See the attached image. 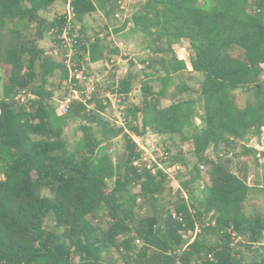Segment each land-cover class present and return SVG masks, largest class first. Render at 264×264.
I'll list each match as a JSON object with an SVG mask.
<instances>
[{
	"label": "trees",
	"instance_id": "obj_1",
	"mask_svg": "<svg viewBox=\"0 0 264 264\" xmlns=\"http://www.w3.org/2000/svg\"><path fill=\"white\" fill-rule=\"evenodd\" d=\"M65 1L0 0V264H175L177 258L214 264L207 252L217 264H264V210H244L260 168L256 187L264 188L256 155L263 160L264 150L245 144L264 125V0H142L113 27L125 38L141 35L150 53L139 61L151 71L143 72L140 101L125 108L126 127L168 136L169 164L187 168L180 181L187 199L179 189L165 198L171 189L165 174L132 164L134 145L122 127L80 103L56 112L50 78L65 77L66 69L39 41L63 22L64 13L52 8ZM69 2L89 60L116 54L107 33L91 39L83 27V17L96 9L109 16L115 0ZM181 40L189 43L196 86L182 77L186 63L173 51ZM135 78L127 72L119 90L130 91ZM20 89L35 95L28 109L12 98ZM72 119L79 120L80 135L69 146L62 135ZM117 136L122 147L113 158L105 143ZM184 142L192 146V163ZM195 224L201 230L189 241ZM230 226L245 238L248 260L231 252Z\"/></svg>",
	"mask_w": 264,
	"mask_h": 264
},
{
	"label": "built area",
	"instance_id": "obj_2",
	"mask_svg": "<svg viewBox=\"0 0 264 264\" xmlns=\"http://www.w3.org/2000/svg\"><path fill=\"white\" fill-rule=\"evenodd\" d=\"M69 1L70 0H66L64 3V20L61 25L52 26L47 32L56 50V53L52 56L59 60L66 69V76L58 79L57 87L53 85L49 87L52 91L51 101L56 112L58 114H64L68 112L72 104L77 103L82 104L86 111L96 110L116 127H122L128 139L133 142L135 155L132 159V164L138 170L146 169L151 173H155L159 169L170 182H175L176 179L174 175L170 173V170L181 165L169 164L168 159L172 155L174 149L170 144L168 136L154 132L148 127L141 133L133 132L126 127L127 115L125 108L129 105L126 98L130 94V91L126 93L121 92L119 90V80L128 72L127 67L122 66V71L125 72L123 75L118 77L115 74L113 78H103L101 80L98 74L91 69L92 65L97 61H101L106 68L109 69L111 65L120 64L130 57L124 43L117 40L115 38L116 32H113V27L123 22L131 13L128 10L126 0H115L116 6L110 14V17L118 20L119 23H109L107 17L102 15L103 23L101 27L103 29V34L99 33V35L102 36L107 33L112 42V46L116 47L118 52L115 54V57L106 54L105 57L97 61L89 60L88 50L86 48L87 42L81 39L79 23L76 22L74 18V12ZM130 24L131 22H127V25ZM90 38L92 39V37ZM82 45H84L85 48H82ZM188 54L187 51V56ZM176 56L181 58L179 55ZM189 66L190 65L187 67L191 69ZM1 82L2 77L0 76V88ZM12 98L22 103L25 108L28 109L35 95L26 89H20ZM98 105L102 106L101 110L97 108ZM186 144L192 148L189 142H184L181 145L183 151L184 145ZM245 144L256 148L258 151L264 150V125L261 126L260 136L258 138L251 137ZM236 151L237 149L229 150L227 155L233 157ZM206 155L208 158H213L214 151L212 148L206 150ZM256 155L259 157V162L263 163V157H260V152H257ZM198 167L200 170H203L205 167L204 163L200 162ZM250 184L253 185L252 182ZM258 186H262V184L260 183ZM178 189L180 190V195L187 199L186 191L181 189L180 186ZM172 215L175 216L174 211H172ZM208 215H210V213H208L206 217H208ZM210 223H213V220H210ZM199 231L200 226L195 224L189 241H191L195 233ZM225 232L228 235V246L236 257L244 255L246 251V253H248L249 250L244 245L245 238L241 234L233 230L231 226L227 227ZM135 242L140 243V239L136 238ZM256 245V242L250 243V247ZM206 257L214 264H217L211 252H207ZM175 264H186V262L177 258Z\"/></svg>",
	"mask_w": 264,
	"mask_h": 264
},
{
	"label": "rangeland",
	"instance_id": "obj_3",
	"mask_svg": "<svg viewBox=\"0 0 264 264\" xmlns=\"http://www.w3.org/2000/svg\"><path fill=\"white\" fill-rule=\"evenodd\" d=\"M142 0H126L127 7L129 12H131L133 9H135L138 6V3H140ZM65 9L64 3L62 2H55L52 11L61 13ZM101 13V14H100ZM103 12L100 9H96L95 11L85 15L83 17V27L85 30V33L89 35V37H93L95 33L103 34V29L101 27V24L103 23L102 18ZM105 16V15H104ZM107 20L109 23L117 24L119 23L118 20L112 19L109 16H107ZM25 31H33L34 24L33 23H25ZM123 30L120 32L115 33V38L117 40H120L124 43L126 46L129 58L125 59L124 62H121L120 64L111 65L109 69L106 68V66L101 62L97 61L95 64L92 65L91 69L98 74V77L101 79L103 78H113V76L116 74V76L123 75L125 72L122 71V66L127 67L128 72L136 74V78L134 82L132 83V88L130 90V94L127 96L126 101L128 104L138 103L142 96V90L141 88V79H143V72L144 71H151V68H145L144 65H142L139 61L142 58H146L150 56L149 51L147 50L145 46V39L139 35H133L130 37H123ZM3 43L7 40L6 35L4 34ZM108 48H114L112 46V42L108 41ZM39 45L46 51V53L50 55H54L56 53V50L53 47V44L51 42V39L49 36H45L42 40L39 41ZM173 51L176 55H179V57L183 58L185 63H187L186 66L189 65L188 63V56L187 51L189 53V43L186 40H181L179 43H176L173 45ZM110 54V53H109ZM113 57H115V54H111ZM178 57V56H177ZM139 64V66H138ZM190 67V66H189ZM188 72L182 74V77H184L187 82L192 85L196 86L197 81L199 79V76L197 73H194L187 67ZM264 77V76H263ZM52 81V85L54 87H57L58 85V73L55 72L54 75L50 78ZM102 83V82H101ZM154 87V82H150ZM150 84V85H151ZM239 96L241 98H245L246 94L239 92ZM170 101L168 99H162L161 104L165 105L168 104ZM197 121V120H196ZM79 123L78 119H72L68 122V124L63 129V138L66 140L69 146L73 144V142L79 137L80 132L77 130V125ZM176 138V136H173ZM108 153L114 158L116 154H118L121 151L122 147V141L121 137L117 136L114 138H111L108 140V142L105 143ZM240 148H237L238 152ZM184 151L185 156L189 160L190 163L193 162L194 158L191 153V148L189 145H184ZM235 152V153H236ZM264 163V159H263ZM264 165V164H262ZM261 168L259 170H256L251 182H253V187L249 191L246 200L244 201V210L246 213H252V212H262L264 210V188H258L256 179L260 178V172ZM170 173L174 175V178L176 179L175 182H170L169 185L171 186V189H167L164 192V197L169 198L175 196V192H177L180 181L187 177V168H184L183 166L174 167L170 170ZM255 181V183H254ZM201 183L198 184V187H192L193 190L199 189L201 187ZM133 190H137L136 187L133 188ZM198 190L195 192L197 193ZM201 230V228H200ZM208 239L212 240V237H208ZM247 252V251H246ZM244 253L245 258L249 259V251L248 253Z\"/></svg>",
	"mask_w": 264,
	"mask_h": 264
},
{
	"label": "water",
	"instance_id": "obj_4",
	"mask_svg": "<svg viewBox=\"0 0 264 264\" xmlns=\"http://www.w3.org/2000/svg\"><path fill=\"white\" fill-rule=\"evenodd\" d=\"M31 238H32L33 241L37 240V237L34 235V231L33 230L31 231Z\"/></svg>",
	"mask_w": 264,
	"mask_h": 264
}]
</instances>
